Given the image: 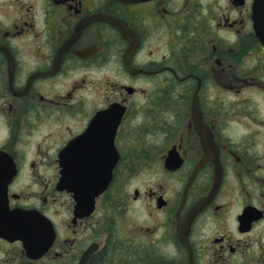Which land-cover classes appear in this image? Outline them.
<instances>
[{"label": "flooded vegetation", "instance_id": "flooded-vegetation-1", "mask_svg": "<svg viewBox=\"0 0 264 264\" xmlns=\"http://www.w3.org/2000/svg\"><path fill=\"white\" fill-rule=\"evenodd\" d=\"M255 2L0 0V264H264Z\"/></svg>", "mask_w": 264, "mask_h": 264}, {"label": "water", "instance_id": "water-1", "mask_svg": "<svg viewBox=\"0 0 264 264\" xmlns=\"http://www.w3.org/2000/svg\"><path fill=\"white\" fill-rule=\"evenodd\" d=\"M123 3H135V2H142V1H147V0H120ZM263 0H256L255 5H254V20H255V31L257 34V37L260 39L261 43L264 46V21L261 19V16L264 14V9L262 6ZM63 159V170L61 172V180L60 183L61 187L65 188L68 184L69 178L70 176H73V172L71 173V171L68 169L67 167V160L68 157L64 154L62 156ZM166 168L167 169H171V170H175L178 168L179 166V162L177 160L176 155H174L172 152L169 153L168 158L166 159ZM101 180V179H99ZM69 185V184H68ZM107 184H90L89 185V189L90 192L93 193H97L99 191H102ZM80 195L82 194V192L87 191V187L84 186V184H80L78 185ZM82 198H83V194L81 197V202H82Z\"/></svg>", "mask_w": 264, "mask_h": 264}, {"label": "rangeland", "instance_id": "rangeland-1", "mask_svg": "<svg viewBox=\"0 0 264 264\" xmlns=\"http://www.w3.org/2000/svg\"><path fill=\"white\" fill-rule=\"evenodd\" d=\"M155 161H156L157 165H160L159 157H157V160H155ZM156 173H158V175L156 176V180L159 184H168L169 181L171 180V179L166 180L168 178L167 175L164 174V172L160 173L158 169H156L154 171V174H156ZM150 174H151V172H149V171H146V172L142 171V172L138 173L137 177H136V181L134 179L135 183L133 182L132 184H148L147 180H148V177Z\"/></svg>", "mask_w": 264, "mask_h": 264}]
</instances>
